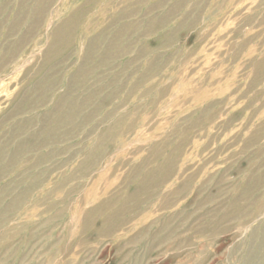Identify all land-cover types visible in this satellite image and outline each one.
<instances>
[{"label":"rangeland","instance_id":"374dc122","mask_svg":"<svg viewBox=\"0 0 264 264\" xmlns=\"http://www.w3.org/2000/svg\"><path fill=\"white\" fill-rule=\"evenodd\" d=\"M0 264H264V0H0Z\"/></svg>","mask_w":264,"mask_h":264}]
</instances>
